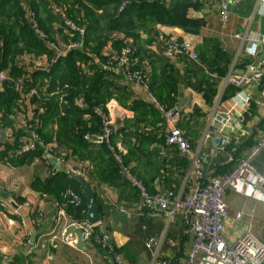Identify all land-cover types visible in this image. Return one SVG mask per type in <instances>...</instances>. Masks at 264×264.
<instances>
[{"label":"crops","instance_id":"obj_1","mask_svg":"<svg viewBox=\"0 0 264 264\" xmlns=\"http://www.w3.org/2000/svg\"><path fill=\"white\" fill-rule=\"evenodd\" d=\"M199 1L200 9L191 10L190 15L203 19L202 31L190 34L178 27L157 24L153 38L145 44L150 55L143 57L141 62L137 57L134 68L144 71L148 77L155 74L162 81L170 73L166 62L173 67L172 73L177 75L174 96L182 109L178 126L203 158L206 175H222L264 133V92L256 85H249L245 94L249 95L250 101L244 107L240 96L235 95V89L226 99H222L226 86L223 80L215 79L217 94L212 104H208L196 81L202 74L189 69L187 58L177 62L166 59L156 37L165 34L189 41L201 58L207 61L206 64L203 59L200 60L198 67L207 73L210 64L224 69L227 74L231 68L242 69L250 61L242 47L264 37V4L259 0H244L231 8L227 23L222 25L218 16V0ZM236 34L245 36L244 41ZM140 37L146 39V34L140 31ZM259 51L261 58V47ZM131 96L138 98L133 93ZM130 112L127 118L133 117V112ZM220 119L223 121L222 131L218 130ZM160 125L156 123L153 126L150 122L146 127L152 130L160 128ZM9 127L0 126V145L5 141ZM217 136L229 137L230 142L220 149L214 141ZM120 141L118 138L114 143ZM120 145L125 148L122 141ZM155 145L158 144H152V148H156ZM159 145L160 157L171 159L173 156H182L175 148ZM160 157L147 158L145 163L140 161V168L135 169V173L155 189L179 190L189 173L190 162L181 165L178 161H169L171 164L164 170L158 164ZM68 159L74 167L78 163L74 158ZM134 164L128 166L130 170ZM253 164L264 177V149ZM50 166L39 157H34L29 163L15 164L0 154V256L10 257L7 264H108L95 235L82 240L79 230L69 228L64 236L59 231L53 237L50 236L56 215L53 202L57 198L43 190ZM85 178L91 183L102 206L101 222L125 264H150L155 252L171 259L174 264H185L191 240L184 235L179 213L172 221H168L163 215H152L140 208L139 201L133 199L129 188L122 181L110 185L95 179L90 181L87 176ZM224 199L227 210L223 229L225 238L234 242L246 230H250L264 243V202L233 190H226ZM238 212L241 213L240 218L235 217ZM78 215L79 219L85 218L86 212L85 215ZM34 231L37 233L36 241L26 251ZM149 240L151 246L147 247L146 242Z\"/></svg>","mask_w":264,"mask_h":264},{"label":"built area","instance_id":"obj_2","mask_svg":"<svg viewBox=\"0 0 264 264\" xmlns=\"http://www.w3.org/2000/svg\"><path fill=\"white\" fill-rule=\"evenodd\" d=\"M244 0H218V16L220 23L225 25L230 16L231 8L239 5ZM264 4V0H259ZM56 8V7H55ZM61 24H55V35L49 37L40 28L35 12L27 5H24L25 18L30 24L34 33L44 42L47 52L40 54L23 52L16 58L17 63L23 68V74L13 77L10 74L9 65L0 69V92L4 85H11L18 93L17 107L14 110V122L8 128L4 143L17 145L10 150L13 156H23L26 153L39 149V158L47 161L51 166L49 175L58 170H65L86 177L91 169L89 161H78L72 166L66 158L67 152L57 153V143L44 142L38 133L41 120L38 113L43 111L40 102L53 93L61 91L58 86L55 91H50V81L46 79L42 84L38 81L34 85H27L32 81V74L36 71L48 72L50 67L61 57L72 50H85V25H78L67 17L62 9ZM264 15V8L262 10ZM61 29V30H59ZM122 39L123 45L115 49L109 42L102 51L103 60L94 57L93 61L81 63L80 66L90 72L88 65L92 62L105 72L111 73L118 85L126 87L134 96L140 97L152 104L161 114L163 127L161 133L164 135L165 144L188 159L190 169L179 190L167 188H156L150 192L144 181L131 173L129 167L124 163V146L111 142V136L118 127V122L128 116L131 112L124 108L116 99L111 98L102 107H95L93 112L97 114L100 121L99 131H87L83 138L91 144L98 145L105 143L113 152L114 158L120 167L122 176L128 179L139 194V206L152 215H163L168 221H172L176 214H180L184 225V235L191 240L190 249L186 256L185 264H264V243L250 230H246L236 241H228L223 235L224 219L227 216L224 194L226 190L244 194L246 196L264 202V177L257 172L253 164L255 158L264 149V133L258 141L250 145L243 156L239 157L234 166L222 175H206L204 171L203 158L192 147L188 136L179 128L178 122L182 117V109L175 100L171 106L161 103L150 89L147 73L133 68L137 58L134 56L135 47L131 37L117 35ZM243 42L245 36L235 35ZM156 42L160 44L163 56L170 61H180L184 57L193 63L200 64V56L194 45L185 39H178L175 36L159 34ZM262 49L261 56L264 59V37L250 41L242 47L244 54L250 61L242 69L231 68L223 77L216 72H210L214 79L223 80L224 86L231 85L236 88V94L241 98V104L247 107L250 101L245 89L249 85H256L264 92V66L259 57V49ZM61 93V92H60ZM63 96V94L61 95ZM45 97V98H44ZM35 99V100H33ZM63 104H68L66 99ZM75 105L84 110L88 107L83 96H78ZM89 120L90 115H83ZM1 119V115H0ZM219 131L223 130V121L219 120ZM0 121V126H2ZM20 133L16 135L17 132ZM218 148L223 149L230 142L229 137H214ZM91 184V183H90ZM56 208L54 226L49 232L53 237L56 232L62 236L69 228L80 231L82 240H88L94 233V228L99 230L97 242L104 251L108 264H125L124 258L116 251L110 234L104 224L99 221L92 224L88 219H76L68 214L66 208L72 206L77 208L82 205V196L73 189H65L60 192L59 198L53 202ZM236 218L241 217L238 212ZM151 241L146 246H151ZM9 256H0V264H7ZM150 264H174L171 259L161 257L157 252L153 254Z\"/></svg>","mask_w":264,"mask_h":264},{"label":"trees","instance_id":"obj_3","mask_svg":"<svg viewBox=\"0 0 264 264\" xmlns=\"http://www.w3.org/2000/svg\"><path fill=\"white\" fill-rule=\"evenodd\" d=\"M24 5L29 6L36 15L40 28L49 37L55 35V24H61L62 12L76 22L78 25H85V50H72L65 56L59 58L48 72L36 71L32 74V81L27 85H34L36 81L42 84L46 79L50 81V91H55L59 86L61 93H53L40 102L43 111L38 113L41 126L38 133L44 142L55 141L57 153L67 152L66 158H74L78 161H89L91 169L87 175L89 180H98L106 184H115L118 181L129 188L134 200L139 199V194L131 182L122 176L113 152L105 143L94 145L83 138L87 131H99L100 121L97 114L93 112L95 107H102L111 98L116 99L124 108L133 112L132 118L124 117L118 122L117 129L111 136V142L120 139L125 145L126 153L123 154L124 163L131 166V171L138 178H141L150 192L155 188L146 182L139 174L135 173L139 169L140 161L145 163L147 158L159 156V144L165 146V138L161 133L163 119L159 111L142 98H133L131 91L126 87L118 85L115 77L103 71L97 63L88 65L89 71L80 66L81 63L93 61L94 57L103 60L102 51L104 46L111 42L113 48L119 49L122 39L117 35L131 37L134 41V56L140 60L148 57L150 53L145 44L155 34L154 27L157 24L181 28L190 34H199L204 27L202 18L190 15L191 10L200 9L199 0H0V69L8 65L10 74L18 77L23 74V68L17 63V56L23 52L40 54L47 52L43 41L34 33L27 19L25 18ZM56 7V8H55ZM61 30V29H59ZM140 31L146 34V39H141ZM200 56V54H199ZM186 58V57H184ZM203 57L200 60H202ZM207 64V61L203 59ZM188 61V60H186ZM228 61V60H227ZM189 69L197 70L202 75L196 79L198 89L202 93L205 101L212 104L217 94L214 78L208 72H216L221 78L225 75V70L219 67H212L204 72L199 64L189 61ZM201 62V61H200ZM136 64L133 65V68ZM170 73L159 81L155 74L148 77L150 89L155 97L166 106H171L175 102V84L177 82L176 73L173 67L166 62ZM137 68V66H136ZM135 69V68H134ZM218 77V79H219ZM161 80V79H160ZM235 87L227 85L222 99H226ZM63 94V96H61ZM83 96L88 107L84 110L75 105L78 96ZM18 93L9 85H4V90L0 92V115L3 125L11 126L14 122V110L17 107ZM68 104H63V100ZM35 100V99H33ZM88 113L89 120H85L83 115ZM151 122L154 126L160 123V128L148 129L146 126ZM159 130V131H158ZM20 133L17 132L16 135ZM156 148H152V144ZM14 144L5 143L0 148V154L15 164L29 163L34 157H39L41 150H36L24 154L23 156L10 155V150L14 149ZM167 146V145H166ZM168 147V146H167ZM161 167L167 170L169 161H178L181 165H186L189 161L186 157H166L158 158ZM156 162V161H155ZM36 187V186H34ZM73 189L82 196V205L74 208L68 206L67 211L73 217L79 219L78 213L87 212L84 194L80 183L75 177V173L65 170H58L50 174L46 179L43 190L56 196L65 189ZM96 202L99 205L100 213L102 206L95 193ZM74 212V213H73ZM77 212V213H76ZM93 235L99 236V230L94 228ZM92 235V236H93Z\"/></svg>","mask_w":264,"mask_h":264},{"label":"water","instance_id":"obj_4","mask_svg":"<svg viewBox=\"0 0 264 264\" xmlns=\"http://www.w3.org/2000/svg\"><path fill=\"white\" fill-rule=\"evenodd\" d=\"M262 61V64L264 66V59L263 57L260 58ZM76 179L80 183V186L82 188L83 194H84V200H85V205L87 208L86 212V218L88 221L92 224H96L99 221H101V213H100V208L98 203L96 202L95 198V191L90 184V182L81 174H75ZM36 231L33 232L29 245L26 248V251L30 248L32 244L35 243L36 241Z\"/></svg>","mask_w":264,"mask_h":264}]
</instances>
